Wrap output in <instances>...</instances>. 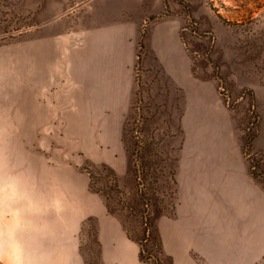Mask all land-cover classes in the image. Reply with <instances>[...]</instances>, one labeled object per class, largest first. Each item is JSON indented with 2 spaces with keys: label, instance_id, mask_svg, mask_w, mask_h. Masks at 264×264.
<instances>
[{
  "label": "rangeland",
  "instance_id": "1",
  "mask_svg": "<svg viewBox=\"0 0 264 264\" xmlns=\"http://www.w3.org/2000/svg\"><path fill=\"white\" fill-rule=\"evenodd\" d=\"M59 1L0 0V151L11 150L6 155L13 165L22 149L36 156L37 141L44 139L46 159L54 151L62 159V171L92 176L96 190L132 227L144 210L140 194L144 185L150 190L152 214L160 218L174 213L173 206L179 203L180 159L187 155L237 157L231 165L244 164V171L264 187V0H147L142 4L133 0L142 14L136 30H89L123 26L131 18L128 12L112 20L87 17V0H66L65 11L43 19L44 8ZM174 22L181 23L175 30L181 52L173 38L171 45H165L160 35V28ZM61 24L65 30L49 34L48 29ZM37 30H45V42L50 43L44 49V130L36 129L33 44ZM162 30L169 35L171 28ZM64 38L74 51L67 63L73 69L85 65L88 81L73 77L68 84L61 82L55 69L61 65L62 51L51 43L59 44ZM121 53L133 68V102L122 136L127 171L119 175L114 169L115 181L103 168L105 163L88 159L85 130L70 129L71 123L77 127L78 122L91 127L96 116L83 114L75 104L66 108L59 95L64 87L75 93L82 87L104 91L114 85L119 91L117 81L91 80L96 72L106 78V70L118 69ZM98 118L101 135L107 132V115ZM137 168L142 172L140 181ZM113 186L121 192L112 191ZM94 222L82 233V251L89 264L97 263Z\"/></svg>",
  "mask_w": 264,
  "mask_h": 264
},
{
  "label": "crops",
  "instance_id": "2",
  "mask_svg": "<svg viewBox=\"0 0 264 264\" xmlns=\"http://www.w3.org/2000/svg\"><path fill=\"white\" fill-rule=\"evenodd\" d=\"M65 1L48 5L42 18L65 11ZM146 2L137 0L135 3ZM133 4V0H87V17L112 20L124 18L128 12L127 17L131 18L123 26L109 24L88 29L136 30L142 14L135 10ZM180 26L179 22L170 23L168 27L160 28L159 33L165 45H171L173 38L179 52L182 48L175 30ZM164 28H171L169 35L162 30ZM65 29L61 24L53 25L48 31L55 34L57 30ZM44 32L37 30L33 44L38 87L37 130H44L45 121L44 49L49 42H45ZM51 44L62 51L61 65L55 69L61 82L68 84L73 77L81 82L89 80L85 65L80 64L73 69L67 63L74 53L70 51L68 39ZM128 48L132 49L131 46ZM120 61L118 69L106 70V78L101 77L99 71L91 80L92 83L117 81L119 91H115L114 85L104 91H85L82 87L75 93L64 87L59 99L68 109L75 104L83 109V114L96 116L92 117L91 127L88 122L84 126L78 122L77 127L71 123L70 129L85 130L86 142L83 146L89 160L96 164H108L123 175L127 171L128 154L122 136L133 102V68L124 62L123 53L120 54ZM128 63L131 64V61ZM66 113L73 114L72 111ZM100 114L107 115V132L98 135ZM4 127L7 128L8 124ZM44 149V139H38V154L30 157L22 149L15 165L6 155L11 153L10 149L0 151V157H4L0 178H13L24 197L13 204L14 208L23 209L26 222V228L17 233V239L28 251L45 257L47 264H89L82 251V233L89 219L95 218L98 264H146L140 259V244L129 237L122 218L110 213L106 198L91 189L90 176L70 169L62 171L60 155L52 151L46 159ZM237 159L197 154L180 159L177 174L179 203L173 214L163 215L158 220L165 253L171 257L172 264H259L264 259V187L244 171V164L241 167L231 165L238 162ZM241 162L244 163L243 160Z\"/></svg>",
  "mask_w": 264,
  "mask_h": 264
},
{
  "label": "trees",
  "instance_id": "3",
  "mask_svg": "<svg viewBox=\"0 0 264 264\" xmlns=\"http://www.w3.org/2000/svg\"><path fill=\"white\" fill-rule=\"evenodd\" d=\"M140 48L143 47L142 41L139 42ZM140 60V57H139ZM137 163V161H136ZM104 169H107L114 178L115 181L118 179V175L115 172L114 169H112L109 165L104 164ZM145 171H143V174ZM142 172L139 168L136 170V180L140 181ZM174 183H176V180H174ZM117 185V184H116ZM140 183L138 182V186ZM90 187L93 191L100 193L101 195H104L99 190H96L94 186V179L91 176V184ZM112 191H116L118 193L121 192L120 189H116L114 186L112 188ZM140 194L141 199L144 204V210L141 212V214H137V223L132 227V225H129L127 221L123 220L124 226L126 227V230L128 232V235L131 239L137 241L140 244V259L143 263L150 264L153 262V264H172V259L165 253L164 249V241L160 232L158 220L159 218L151 213L150 205H151V198H150V190L149 188L144 185V187L140 188ZM105 196V195H104ZM107 201L108 210L110 213L115 214L116 211H114L109 203V199L107 196H105ZM176 206H173V212H175ZM95 221V218L89 219L88 223L91 221ZM201 261V260H200ZM264 262V259L259 263L262 264ZM98 264V262L96 263Z\"/></svg>",
  "mask_w": 264,
  "mask_h": 264
},
{
  "label": "clouds",
  "instance_id": "4",
  "mask_svg": "<svg viewBox=\"0 0 264 264\" xmlns=\"http://www.w3.org/2000/svg\"><path fill=\"white\" fill-rule=\"evenodd\" d=\"M24 197L14 181L0 178V264H47L45 257L28 251L17 239V233L26 228L23 209L13 204Z\"/></svg>",
  "mask_w": 264,
  "mask_h": 264
}]
</instances>
